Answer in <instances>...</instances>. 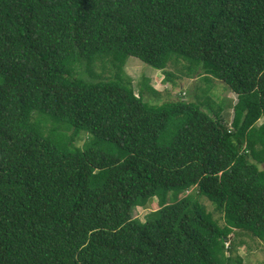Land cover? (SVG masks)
I'll use <instances>...</instances> for the list:
<instances>
[{"label": "trees", "instance_id": "16d2710c", "mask_svg": "<svg viewBox=\"0 0 264 264\" xmlns=\"http://www.w3.org/2000/svg\"><path fill=\"white\" fill-rule=\"evenodd\" d=\"M130 57L223 82L230 125L136 93ZM240 234L264 242V0H0V264H245Z\"/></svg>", "mask_w": 264, "mask_h": 264}, {"label": "rangeland", "instance_id": "374dc122", "mask_svg": "<svg viewBox=\"0 0 264 264\" xmlns=\"http://www.w3.org/2000/svg\"><path fill=\"white\" fill-rule=\"evenodd\" d=\"M167 71L177 75V68L175 69L174 66L168 67ZM124 74L131 79L136 93L141 83L148 80V84L166 100L176 101L180 97V100L186 102L203 103L205 107H201V109L206 113H209L211 106L219 107L223 109L220 114L222 122L228 126L231 123L233 106L237 102L236 95L221 81L211 80V82L203 84L200 77L183 78L175 81L176 87H174L165 81L163 72L155 70L133 57L127 59ZM146 97L145 95V100ZM208 102H211L212 105L209 106ZM261 122L262 120L258 124ZM79 144H82V141ZM186 194H182L180 197ZM202 203L209 212L213 213L214 219L219 220V215L214 212L213 206L205 200H202ZM157 209V200L155 199L149 209L135 208L133 217L144 222L145 216ZM229 240L230 242L234 241L237 254L243 258L245 264H264V242L242 234L231 236ZM239 242H243V244H239ZM227 246H229V243H227Z\"/></svg>", "mask_w": 264, "mask_h": 264}]
</instances>
